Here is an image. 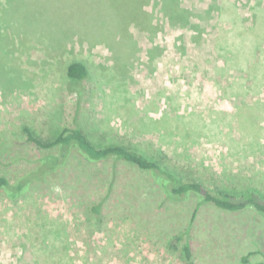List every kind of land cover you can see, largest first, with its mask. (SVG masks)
<instances>
[{"label":"rangeland","instance_id":"obj_1","mask_svg":"<svg viewBox=\"0 0 264 264\" xmlns=\"http://www.w3.org/2000/svg\"><path fill=\"white\" fill-rule=\"evenodd\" d=\"M112 9L25 0L6 17L0 7V173L14 182L48 153L23 127L48 137L79 107L93 140L139 147L212 190L264 196V0H152L158 29L131 25L116 38L98 19ZM73 61L90 71L80 104L65 77ZM99 203L100 222L90 212ZM185 233L192 264L264 255L256 212L167 201L126 162L73 154L24 198L0 193V264H187L175 240Z\"/></svg>","mask_w":264,"mask_h":264},{"label":"trees","instance_id":"obj_2","mask_svg":"<svg viewBox=\"0 0 264 264\" xmlns=\"http://www.w3.org/2000/svg\"><path fill=\"white\" fill-rule=\"evenodd\" d=\"M107 1L109 8H113V15L107 18L99 17L98 19H103L105 25H107L106 28L108 27L110 31L112 30L114 38L128 33V27L131 25L142 29L154 30L157 28L154 24V19H152L153 16L147 10L152 0ZM15 4L22 6L25 4V0H0V7L3 8L6 17L8 16L7 11L13 9ZM165 13L166 16H170V19L178 16L176 12L173 13V10H166ZM172 13L174 14L173 16H171ZM0 25L1 32H3V23L1 21ZM60 25L59 23V27H61ZM110 45L113 46L111 43ZM65 77L68 81L67 85H69L68 90L77 94L78 104H80L84 96V87L81 88V85L90 78V71L87 65L82 61L69 63L65 70ZM27 84H29L27 80H25V83H20L22 88L28 86ZM79 109L78 107L72 124H66L52 130L51 135L48 137L37 132L31 125L23 127L28 141L48 153L37 159L34 162L35 167L14 182L6 175L0 173V193L12 201L24 198L35 182H43L56 174L58 170L68 164L71 155L76 154L90 163H100L108 160H112L114 163L126 162L148 172L155 184L162 190L164 199L167 201L185 202L194 196L197 199V207L212 204L218 209L227 212L253 210L264 220V196L258 191L250 190L237 195L236 193L233 194L230 188L224 187V189L217 188L212 190L199 180H184L181 173L166 165L164 158L146 153L139 147H131L119 143L106 144L93 140L78 119ZM90 212L94 215L95 220L100 222L102 203L92 205ZM175 240L179 243L185 240L183 244L184 259L187 264H192V248L188 240V233L176 237ZM256 254L262 255L263 253L259 250L249 252L242 257V263L264 264V262H251L250 258ZM262 256L264 257V255Z\"/></svg>","mask_w":264,"mask_h":264}]
</instances>
